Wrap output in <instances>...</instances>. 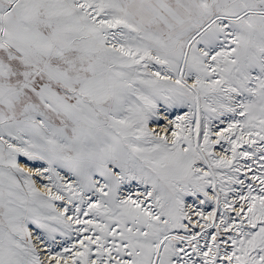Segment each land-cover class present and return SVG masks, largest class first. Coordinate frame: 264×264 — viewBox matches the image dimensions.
Masks as SVG:
<instances>
[{"label": "snow or ice", "instance_id": "snow-or-ice-1", "mask_svg": "<svg viewBox=\"0 0 264 264\" xmlns=\"http://www.w3.org/2000/svg\"><path fill=\"white\" fill-rule=\"evenodd\" d=\"M0 264H264V0H0Z\"/></svg>", "mask_w": 264, "mask_h": 264}]
</instances>
